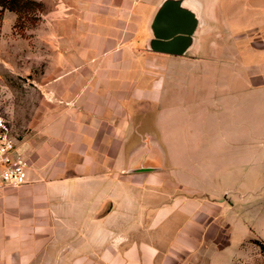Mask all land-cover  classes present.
Masks as SVG:
<instances>
[{
  "label": "rangeland",
  "instance_id": "374dc122",
  "mask_svg": "<svg viewBox=\"0 0 264 264\" xmlns=\"http://www.w3.org/2000/svg\"><path fill=\"white\" fill-rule=\"evenodd\" d=\"M36 1L43 10L36 8L35 19L7 10L0 21V115L12 122L20 143L47 110L37 106L38 82L49 76L61 36L78 30L67 22L74 14L53 0ZM176 1L201 14L200 35L219 57L195 58L192 50L145 65L158 72H216L180 73L176 86L167 83L155 121L137 123L150 136L131 140L126 157L119 156L126 164L120 176L151 181L155 217H141L139 230L164 235L152 242L169 252L161 264H264V0H254L252 9L247 0ZM180 198L189 206L203 202L200 212L179 206L163 218Z\"/></svg>",
  "mask_w": 264,
  "mask_h": 264
},
{
  "label": "crops",
  "instance_id": "0c3cea01",
  "mask_svg": "<svg viewBox=\"0 0 264 264\" xmlns=\"http://www.w3.org/2000/svg\"><path fill=\"white\" fill-rule=\"evenodd\" d=\"M165 1L53 0L58 10L75 15L67 22L78 30L61 36L55 64L38 82L37 106L47 110L21 142L27 182L0 190V264H161L169 256L152 243L164 235L139 230L141 217H155L150 179L121 177L126 164L117 160L126 157L131 140L150 136L137 123L155 121L154 108L170 92L167 83L180 81L176 74L216 72H158L147 60L192 50L199 59L219 56L200 35L201 14L190 9L197 26L184 53L152 47L153 21ZM253 1L246 2L250 9ZM177 199L163 218L179 206L194 213L203 205L197 198L196 206Z\"/></svg>",
  "mask_w": 264,
  "mask_h": 264
},
{
  "label": "water",
  "instance_id": "95a60500",
  "mask_svg": "<svg viewBox=\"0 0 264 264\" xmlns=\"http://www.w3.org/2000/svg\"><path fill=\"white\" fill-rule=\"evenodd\" d=\"M197 20L192 11L179 1L166 0L153 21L155 40L152 47L157 51L182 54L192 41Z\"/></svg>",
  "mask_w": 264,
  "mask_h": 264
},
{
  "label": "built area",
  "instance_id": "2783aa9c",
  "mask_svg": "<svg viewBox=\"0 0 264 264\" xmlns=\"http://www.w3.org/2000/svg\"><path fill=\"white\" fill-rule=\"evenodd\" d=\"M29 162L12 122L0 115V189L27 182Z\"/></svg>",
  "mask_w": 264,
  "mask_h": 264
},
{
  "label": "trees",
  "instance_id": "16d2710c",
  "mask_svg": "<svg viewBox=\"0 0 264 264\" xmlns=\"http://www.w3.org/2000/svg\"><path fill=\"white\" fill-rule=\"evenodd\" d=\"M37 7L43 10V5L36 0H0V21L7 10L17 12L20 20L25 17L35 19L38 15L36 11ZM22 13L25 16H22ZM262 249H264V246H262Z\"/></svg>",
  "mask_w": 264,
  "mask_h": 264
}]
</instances>
